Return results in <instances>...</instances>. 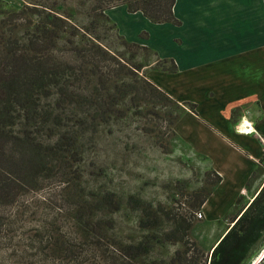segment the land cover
<instances>
[{
	"label": "trees",
	"instance_id": "obj_1",
	"mask_svg": "<svg viewBox=\"0 0 264 264\" xmlns=\"http://www.w3.org/2000/svg\"><path fill=\"white\" fill-rule=\"evenodd\" d=\"M87 1L97 20L112 22L106 10L125 4L129 12L141 11L154 23L183 24L175 14L176 0ZM112 26L125 46L150 52L153 61H137L135 52L128 58L113 54L91 27L79 30L82 37L89 36V42L72 39L69 47L64 46L67 50L61 58L58 51L64 33L74 27L52 10L43 11V24L35 28L27 44L9 37L0 45V255L3 243L23 237L14 231V225L34 211L52 218L34 228L29 234L31 242L23 249L43 256V264H197L201 254L204 264H252L264 249V185L205 255L191 230L213 186L223 179L217 171L207 170L209 186L202 193L193 192L187 206L154 208L135 195L123 199L110 189L88 190L77 171L82 162L78 133L64 130L54 140L43 141L31 130L48 123L67 127L65 114L76 108L81 119L77 123L85 126L92 121L93 131H97L113 115L124 116L128 109L119 106L128 102L136 107L143 102L180 104L181 112L169 120L173 133L186 111L199 115L197 103L179 102L147 77L151 66L177 72L175 59L162 58L152 47L128 40L114 21ZM70 34L75 37L79 32L74 28ZM87 70L95 79L85 74ZM44 99L50 101L46 111ZM84 105L94 108L90 118L79 113ZM18 119L26 125L23 132L14 128ZM29 192L40 193L37 202L41 209L24 199ZM125 207L141 213L137 226L147 230L143 237L125 241L117 235L115 213ZM169 242H181L184 248L169 259L157 258V246L162 248Z\"/></svg>",
	"mask_w": 264,
	"mask_h": 264
},
{
	"label": "rangeland",
	"instance_id": "obj_2",
	"mask_svg": "<svg viewBox=\"0 0 264 264\" xmlns=\"http://www.w3.org/2000/svg\"><path fill=\"white\" fill-rule=\"evenodd\" d=\"M179 2L180 19L184 22V27L180 28L179 32L189 35L185 37L189 44V51L199 55V17L205 29L203 33L207 37H216L220 34L223 27L218 22L221 20L225 23L234 22L236 37L241 35L240 25L245 15L243 13L231 15L225 11V8L232 5L236 9H244L245 0H194L193 7L189 0H179ZM29 8H37V11ZM50 10L64 16L79 32L73 37L70 33L74 28L69 27L64 33L62 46L58 51L61 58L65 57L67 50L64 46L69 47L72 39L89 42V36L82 37L79 30L84 32L83 28L91 27L97 29L95 34L113 54L122 53L128 58L132 52H135L137 61L144 63L153 61L150 52L125 46L117 30L113 28V19L108 15L107 10L106 14L112 22L106 19L97 20L93 15L91 3L87 0H0V45L4 44L5 38L9 37L27 44L35 28L43 24V11ZM195 11H198V14ZM194 29L198 31L195 32ZM167 31L169 30H165ZM170 33L173 34V31H169ZM175 33H178V29ZM158 34L159 30L155 31L154 39ZM169 36L165 37L163 44L166 50L177 51L180 54L186 52L178 43L167 44ZM85 74H88L90 79H95L90 75L89 70ZM42 104L44 111L50 109V101L47 99H44ZM180 106L178 103L166 101L154 102V104L143 102L141 107H136L128 102L119 106V108L128 109L124 116L113 115L109 121L101 123L97 131H93L94 122L92 121H88L85 126H80L77 123L81 120L80 115L76 113L77 109L73 108L65 114L64 122L67 127L48 123L49 125L32 127L31 130H36L38 138L43 141L54 140L64 130L78 133L81 139L82 162L77 165V171L82 173L83 185L88 190L95 192L110 189L116 191L123 199L135 195L154 208L162 205L170 210L177 206H187L193 192L202 193L203 188L209 186L206 176L209 170L208 165L202 159L199 160L198 156L188 154L190 150L172 132L173 127L169 125L172 115L181 112ZM85 108L90 111H82ZM82 110L79 113L88 115L89 118L94 113V108H88L87 105H84ZM45 119L49 120L47 116ZM14 128L17 132L27 129L21 119L17 120ZM39 195L40 193L29 192L24 199L34 202V206L41 209L37 202ZM141 216L140 212L131 211L127 207L122 212L115 213L119 238L127 241L131 238L143 237L147 230L139 229L137 226ZM51 218V214L39 215L33 211L19 220L14 225V231L23 237L18 236L3 243L4 252L0 255V264H43V256L33 255L32 252H27L23 248L31 242L32 237H29V234L34 228ZM225 224H227L226 220L221 223L216 222L213 229L209 226L210 222L203 221V218H197L195 221L191 236L205 255L211 252L219 238L217 234L221 231L218 230V226L223 228ZM183 248L184 245L181 242H169L162 248L157 246L154 255L157 258L169 259L176 250ZM263 255L264 249L257 254L252 264H256ZM203 259L205 256L199 255L197 264H204Z\"/></svg>",
	"mask_w": 264,
	"mask_h": 264
},
{
	"label": "crops",
	"instance_id": "obj_3",
	"mask_svg": "<svg viewBox=\"0 0 264 264\" xmlns=\"http://www.w3.org/2000/svg\"><path fill=\"white\" fill-rule=\"evenodd\" d=\"M189 1L193 7L194 0ZM245 2L244 9L225 8L231 15H245L238 37L234 22L224 20L218 22L223 27L220 34L207 37L199 17V55L188 50L185 37L189 35L179 32L184 22L154 23L141 11L129 12L125 4L107 9L128 40L148 45L162 58H174L178 64L175 73L151 66L147 77L179 102L198 104L199 115L186 111L174 130L190 150L188 154L198 156L223 178L202 207L203 221L210 222L213 229L216 222L226 220L223 228L218 226L219 238L264 185V0ZM179 7L176 0L174 10L180 18ZM167 29L173 34L165 32ZM167 35V44L178 43L186 52L166 50Z\"/></svg>",
	"mask_w": 264,
	"mask_h": 264
},
{
	"label": "built area",
	"instance_id": "obj_4",
	"mask_svg": "<svg viewBox=\"0 0 264 264\" xmlns=\"http://www.w3.org/2000/svg\"><path fill=\"white\" fill-rule=\"evenodd\" d=\"M259 137H261V136H259ZM261 139L263 140V138H261ZM261 160L264 162V140H263V156H262ZM197 214H198L199 218H203L204 217V212L202 210L199 211Z\"/></svg>",
	"mask_w": 264,
	"mask_h": 264
},
{
	"label": "water",
	"instance_id": "obj_5",
	"mask_svg": "<svg viewBox=\"0 0 264 264\" xmlns=\"http://www.w3.org/2000/svg\"><path fill=\"white\" fill-rule=\"evenodd\" d=\"M256 264H264V255L257 261Z\"/></svg>",
	"mask_w": 264,
	"mask_h": 264
}]
</instances>
